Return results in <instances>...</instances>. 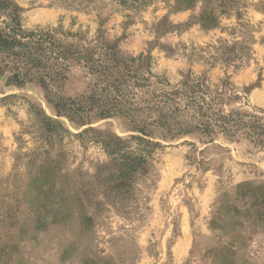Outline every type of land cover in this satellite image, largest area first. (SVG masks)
<instances>
[{
    "label": "rangeland",
    "instance_id": "obj_1",
    "mask_svg": "<svg viewBox=\"0 0 264 264\" xmlns=\"http://www.w3.org/2000/svg\"><path fill=\"white\" fill-rule=\"evenodd\" d=\"M0 2L25 31L143 56L166 85L200 82L223 115L264 128V0ZM9 75L0 74V264H264V144L243 131L139 133L121 115L69 119L50 101L84 94L83 69L56 84ZM133 138L159 146L144 173L123 180L125 159L143 156Z\"/></svg>",
    "mask_w": 264,
    "mask_h": 264
},
{
    "label": "trees",
    "instance_id": "obj_2",
    "mask_svg": "<svg viewBox=\"0 0 264 264\" xmlns=\"http://www.w3.org/2000/svg\"><path fill=\"white\" fill-rule=\"evenodd\" d=\"M10 3L0 2L6 20L0 25V74H10L9 82L56 84L73 67L85 71L87 91L75 100L54 95L50 103L56 114L69 119L123 116L131 120L133 130L143 133L157 128L168 137L199 134L233 136L243 131L247 138L264 144V128L245 116H225L216 108L220 96L210 97L204 84L171 87L154 77L148 59L125 57L116 48L98 44H63L57 30L25 31ZM139 119H147L145 122ZM141 144L143 156L127 157L121 168L123 180L144 173L151 143ZM116 147V146H115Z\"/></svg>",
    "mask_w": 264,
    "mask_h": 264
}]
</instances>
